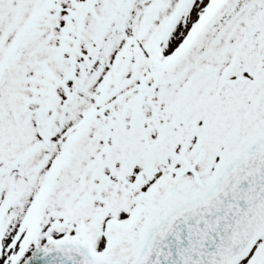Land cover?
Instances as JSON below:
<instances>
[{"label": "snow or ice", "instance_id": "1", "mask_svg": "<svg viewBox=\"0 0 264 264\" xmlns=\"http://www.w3.org/2000/svg\"><path fill=\"white\" fill-rule=\"evenodd\" d=\"M0 264H264V0H0Z\"/></svg>", "mask_w": 264, "mask_h": 264}]
</instances>
